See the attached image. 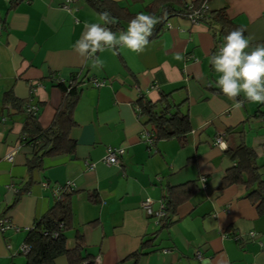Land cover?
<instances>
[{
	"label": "crops",
	"instance_id": "crops-1",
	"mask_svg": "<svg viewBox=\"0 0 264 264\" xmlns=\"http://www.w3.org/2000/svg\"><path fill=\"white\" fill-rule=\"evenodd\" d=\"M10 1L0 0V211L22 231L0 232V264H26L23 230L33 228L67 188L74 192L67 248L81 238L85 254L100 257L101 264H134L128 256L159 228L166 188L192 182L198 192L179 206L175 223L139 264H264V215L245 185L225 182L227 172L244 160L241 153L233 158L241 144L253 150L264 179V103L245 101L237 109L217 91L219 74L210 58L224 40L219 27L174 15L142 53L106 49L97 54L103 67L93 69L73 50L85 23L100 22L84 0L69 8L65 0H23L15 6ZM114 1L146 15L152 2ZM206 8L226 9L251 37L248 50L264 44V0H208ZM81 71L88 82L75 111L78 126L71 131L76 154L45 158L42 169L30 171L34 148L23 135L26 115L3 107L5 93L36 106L41 127L48 129L62 101L55 82H69ZM162 94L181 105L192 130L185 145L174 138L149 149L142 135L151 127L138 115L139 102L156 104ZM219 139L226 150L216 145ZM109 147L125 149L121 167L104 162ZM148 198L153 215L141 207ZM252 232L257 237L249 240ZM56 264L67 263L61 257Z\"/></svg>",
	"mask_w": 264,
	"mask_h": 264
},
{
	"label": "trees",
	"instance_id": "trees-1",
	"mask_svg": "<svg viewBox=\"0 0 264 264\" xmlns=\"http://www.w3.org/2000/svg\"><path fill=\"white\" fill-rule=\"evenodd\" d=\"M23 0H12L11 5L15 6ZM98 15L102 12H109L113 18V24L108 25L113 32L119 34L126 30L129 21L137 14L132 13L128 8L120 6L114 0H84ZM144 3L146 0H134ZM208 0H152L146 7L148 15H154L158 23L153 29L149 41L155 39L164 27V22L171 16L177 15L188 18L190 14L201 10L199 23L212 24L219 27V39L232 30L243 27L235 24L229 17L227 10L220 11L203 10L202 7ZM245 35V30H244ZM219 41V40H218ZM264 44H259L260 46ZM255 46V47H256ZM253 47V48H255ZM98 54V53H97ZM96 54V55H97ZM84 72L75 74L69 82L57 80L56 86L62 92V101L58 107L53 122L48 129H43L39 123V110L28 100H19L12 91L4 95L3 107H10L14 114L26 115L23 128V135L26 142L34 148L33 157L29 161V170L43 168L45 158H54L63 155L74 156L78 142L71 137V131L78 126L75 119V111L82 98L83 87L88 82ZM219 93H222L217 90ZM223 94V93H222ZM140 112L138 115L146 116V125L154 132V142L162 140L177 139L182 145L187 142V136L191 132V124L187 114L181 111V105L171 101V94H162L158 103L145 104L140 100ZM28 106L36 108V112H30ZM161 109V110H160ZM148 146V145H147ZM149 148V146H148ZM151 149V148H149ZM241 153L244 155V163L229 170L225 177L226 185L242 184L249 189L248 197L255 205L258 214L264 215V179L260 172L252 149L241 144L234 152L233 158ZM30 184V183H28ZM27 191V190H26ZM198 192L197 183L192 182L179 187H167L163 196L165 216L159 221L158 230L149 239H143L140 249L128 256L139 264L140 259L149 254L154 242L163 231L169 229L174 223L180 205L190 200ZM21 191L18 196H20ZM72 189H64L58 196L54 206L40 219L26 236L25 243L29 247L26 254V264H56L57 259L66 256L68 264H93L94 258L85 254L84 242L80 238L74 249L67 248L66 233L74 228ZM242 245V241H237ZM242 247V246H241ZM153 251V250H152Z\"/></svg>",
	"mask_w": 264,
	"mask_h": 264
},
{
	"label": "clouds",
	"instance_id": "clouds-1",
	"mask_svg": "<svg viewBox=\"0 0 264 264\" xmlns=\"http://www.w3.org/2000/svg\"><path fill=\"white\" fill-rule=\"evenodd\" d=\"M97 23H85V31L73 45V50L85 61H91L93 69L103 67V61L98 52L107 50H129L140 54L149 43V37L158 23L154 15L143 12L135 15L128 23L127 29L119 36L108 25L113 24V18L107 11L99 14ZM251 37L244 35V30L237 28L230 31L216 54L210 58L214 71L219 74L216 86L224 96L234 101L239 109L244 102L264 103V45L250 49ZM178 60L181 56L176 57ZM243 97L237 100V97ZM219 147L226 150L227 144ZM202 264H210L204 260Z\"/></svg>",
	"mask_w": 264,
	"mask_h": 264
},
{
	"label": "built area",
	"instance_id": "built-area-1",
	"mask_svg": "<svg viewBox=\"0 0 264 264\" xmlns=\"http://www.w3.org/2000/svg\"><path fill=\"white\" fill-rule=\"evenodd\" d=\"M76 0H65L66 4H65V8H69V4L74 2ZM203 10H207L206 8V4L202 7ZM201 10L195 12L194 14H190L188 16V19L196 24V23H199V18L201 17ZM0 29H1V26H0ZM94 85L96 87H101V86H104L105 85V82H100V81H94L93 82ZM28 110L30 112H36V108L33 107V106H28ZM139 112V110H138ZM264 121V120H263ZM154 137H155V134L153 131L151 130H145L143 132V135H142V140L149 146V148H153L156 143L154 142ZM220 143H222L220 141V139L216 142V145H220ZM126 151L125 149L123 148H112V147H109L106 149V155H105V159H104V162L109 165V166H117V167H121L122 166V160H123V157L125 155ZM8 161L12 162L14 160V154L10 155L7 157ZM91 168H94V164H89ZM202 181L203 182H206V178H202ZM11 189L14 190V187H11ZM68 190H70V188H67ZM152 204H153V201L151 199H146L142 204H141V207L142 209H146L148 214L149 215H153V211L151 210V207H152ZM164 204L161 203V209L160 211L157 213V219L158 221H160L164 216H165V213H164ZM9 230H15L16 232H21L22 229H20L18 226H16L15 224H13V222L11 221L10 218H8L7 216L3 215L0 211V232L1 233H5ZM31 229H25L23 231L29 233ZM257 237V234L255 233H250L248 235V239L249 240H254L255 238ZM236 241H241L243 240L241 236H237L235 237ZM20 252L24 255H26L28 252H29V247L28 245L24 242V244L21 246L20 248ZM196 258L197 259H202V253L201 252H197L196 253ZM93 264H101V259L100 257H96L94 258L93 260Z\"/></svg>",
	"mask_w": 264,
	"mask_h": 264
},
{
	"label": "rangeland",
	"instance_id": "rangeland-1",
	"mask_svg": "<svg viewBox=\"0 0 264 264\" xmlns=\"http://www.w3.org/2000/svg\"><path fill=\"white\" fill-rule=\"evenodd\" d=\"M64 258H65V260H66V263L68 264V261H67V258H66V256H63ZM61 258V257H60Z\"/></svg>",
	"mask_w": 264,
	"mask_h": 264
}]
</instances>
